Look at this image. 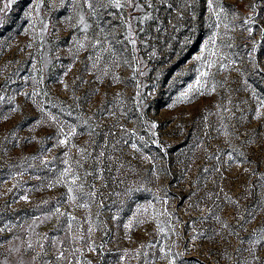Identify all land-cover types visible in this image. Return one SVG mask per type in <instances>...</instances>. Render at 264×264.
I'll list each match as a JSON object with an SVG mask.
<instances>
[{
	"label": "rangeland",
	"instance_id": "374dc122",
	"mask_svg": "<svg viewBox=\"0 0 264 264\" xmlns=\"http://www.w3.org/2000/svg\"><path fill=\"white\" fill-rule=\"evenodd\" d=\"M120 3L0 0V264H264V0Z\"/></svg>",
	"mask_w": 264,
	"mask_h": 264
},
{
	"label": "snow or ice",
	"instance_id": "6c2138e0",
	"mask_svg": "<svg viewBox=\"0 0 264 264\" xmlns=\"http://www.w3.org/2000/svg\"><path fill=\"white\" fill-rule=\"evenodd\" d=\"M110 2H112L113 4H114V6L115 7H117V8H119V7H121L122 5H121V3H120V0H110ZM89 7H91V5H89ZM3 9H0V11H2ZM81 23H83V18H81ZM248 31L249 32H251V29H248ZM131 43H135V41L133 40V41H131ZM212 43H215V41L214 40H212ZM81 47H83V45H81ZM207 47V46H206ZM209 55L210 56H215L216 55V53L215 52H210L209 53ZM197 59H202L201 57H197ZM215 62L213 61V60H208L207 61V67L208 68H211L212 66H213V64H214ZM200 75L201 76H207L208 75V73L207 72H201L200 73ZM197 84H200V81L199 80H197ZM190 90H192L191 89V86H190ZM187 95V93H184V94H182V96H186ZM153 127H155V125H153ZM61 132H63V129H61ZM67 141L66 140H61L60 141V143H66ZM132 147L133 148H135L136 147V145H132ZM101 155H103V153H101ZM75 182V178L73 179V183ZM69 192H72V188L70 187L69 189ZM70 199H74V197H70ZM57 212H59V209H57L56 210ZM72 219H75V217H72ZM161 231H163V229H161ZM54 243H56V242H54ZM29 247H31V245H29ZM40 247L41 248H43V245H40ZM78 251V250H77ZM58 259H63V258H65V256H64V252L63 251H60L59 252V255H58V257H57ZM173 264H174V262H173Z\"/></svg>",
	"mask_w": 264,
	"mask_h": 264
}]
</instances>
